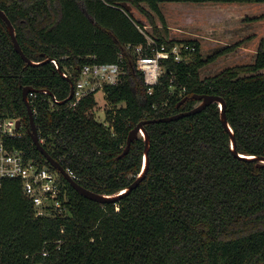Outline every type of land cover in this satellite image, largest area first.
Segmentation results:
<instances>
[{"label":"trees","instance_id":"trees-1","mask_svg":"<svg viewBox=\"0 0 264 264\" xmlns=\"http://www.w3.org/2000/svg\"><path fill=\"white\" fill-rule=\"evenodd\" d=\"M164 3L264 0H0L24 54L34 62L58 61L67 75L72 73V80L85 64L116 63L123 55L120 84L103 91L111 106L106 122L95 118V94L75 109L52 105L49 95L33 104L43 147L74 172L78 184L94 193L116 195L132 185L142 171L145 142L137 139L120 157L130 131L142 121L193 110L199 104L195 95L222 97L237 152L264 158L263 47L253 64L202 79V68L233 49L204 59L198 41L169 40L155 29L157 49L170 52L183 45L189 50L183 48L181 62L174 56L162 60L164 74L148 95L143 74L136 69V48L146 46L147 38L130 8L154 24L153 15L142 7L146 4L165 24L159 7ZM25 87L50 91L59 102L70 95V84L52 62L26 66L0 18L1 111L21 119L27 132L14 145L49 165L28 134ZM220 118L219 105L213 104L189 117L147 125L148 172L139 187L117 203L93 202L61 177L70 214L38 217L22 184L4 181L0 264H264V167L233 155ZM45 247L48 257L42 256Z\"/></svg>","mask_w":264,"mask_h":264},{"label":"built area","instance_id":"built-area-1","mask_svg":"<svg viewBox=\"0 0 264 264\" xmlns=\"http://www.w3.org/2000/svg\"><path fill=\"white\" fill-rule=\"evenodd\" d=\"M140 32L147 38V44L136 48V69L143 74L144 83L148 87V95H152L154 88L160 84L164 70L161 67L162 60L174 56L177 62L183 60V48L189 50L187 46L176 45L168 52L165 47L157 49V39L147 32L146 27H139ZM132 46H128L130 50ZM151 51L150 55L147 51ZM124 58L119 54V61L116 63H89L79 70V74L73 80V98L67 102L70 109H75L81 101L91 94L103 92L106 86H117L122 80L124 68L122 66ZM56 67V63L53 62ZM68 71V70H67ZM72 78V73L68 71ZM73 79V78H72ZM42 94L37 91L28 95L34 116L36 110L33 108L34 101ZM52 105L55 104L50 97ZM27 132L21 119L6 116L1 111L0 100V189L4 181H19L23 187L24 195L32 202L36 216L38 217H67L70 210L67 204L65 185L61 181L60 173L50 165L42 164L29 158L23 150L14 145V141L22 139ZM39 142L43 145L44 139ZM64 168V167H63ZM66 173L75 180L74 172L69 168H64ZM56 249H61L62 242L55 243ZM43 257L50 256V252L45 247L42 251Z\"/></svg>","mask_w":264,"mask_h":264},{"label":"rangeland","instance_id":"rangeland-1","mask_svg":"<svg viewBox=\"0 0 264 264\" xmlns=\"http://www.w3.org/2000/svg\"><path fill=\"white\" fill-rule=\"evenodd\" d=\"M142 7L153 15L154 24L138 9H130L150 35H155V29H158L169 40L198 41L204 59L222 50L233 49L202 68V79L217 76L228 68L253 64L259 49H264V3H164L159 7L165 24L146 4ZM96 101L95 118L106 122L107 110L111 106L106 102L105 94L98 93Z\"/></svg>","mask_w":264,"mask_h":264},{"label":"water","instance_id":"water-1","mask_svg":"<svg viewBox=\"0 0 264 264\" xmlns=\"http://www.w3.org/2000/svg\"><path fill=\"white\" fill-rule=\"evenodd\" d=\"M0 18L2 19V21L4 22L7 31L12 39L13 45L17 51V53L22 57V59L25 61L26 66L30 67H37L40 66L42 64L45 63H49V62H54L56 63V67H57V72L58 74L63 77L64 79H66L68 81V83L70 84V95L68 97V99H66L65 101L59 102L57 101V99L55 98V96L47 90H42L39 91L42 94H46L52 97V99L54 100L55 103L57 104H61V105H65L67 104L68 101H70L73 98V93H74V84H73V80L70 78V76H68L62 69V67L60 66L59 62L50 58L45 59L42 62H34L32 60H30L23 52L18 39H17V33H16V29L12 23V21L9 19V17L7 16V14L0 9ZM35 91L34 88L31 87H25L23 89V100L24 103L27 107V111H28V115H29V119H30V129H29V136L32 139L34 145L36 146V148L39 150V152L44 156V158L46 159L47 163L53 167L54 169H56L60 175L71 185L72 188H74L81 196L93 201V202H97L99 204H107V203H117L120 202L125 196H127L128 194H130L133 190H135L136 188L139 187V185L142 183L143 179L145 178L147 172H148V168H149V163H150V159H149V150H150V135L146 129V126L149 124H155V123H160V122H172V121H176L178 119L184 118V117H189L195 114H198L200 112H202L203 110H205L207 107H209L210 105L213 104H218L219 108L221 110V122L222 125L224 126L226 132L229 134L230 136V150L233 153V155L237 158L243 159L244 161L247 162H257V166L258 167H264V158L263 157H258V156H243L241 154H239L236 150L237 148V143H236V138H235V133L232 129V127L230 126L229 122H228V118L226 115V102L222 97L219 96H213V95H195L193 97V99L197 100L199 102V104L191 111L188 112H183V113H179L177 115L174 116H170L167 118H161V119H153V120H147V121H142L140 122L138 125H136V127H134L127 138V146L123 152V154L120 157H123L125 155H127L130 151L131 145L134 141H136L139 138H143L144 142H145V150H144V159H143V167H142V171L140 173V175L138 176V178L134 181V183L132 185H130L128 188H126L124 191L116 194V195H111V196H107V195H100L97 193H94L84 187H82L80 184H78L74 179H72L64 170V168L57 162L55 161L52 156L49 154V152L43 147V145L39 142V135H38V129L35 123V116L28 98V95L30 92ZM187 100V98H184L183 101L180 103V105H182L185 101ZM179 105V106H180Z\"/></svg>","mask_w":264,"mask_h":264}]
</instances>
